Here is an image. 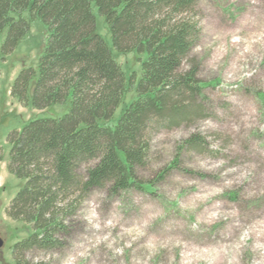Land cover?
Here are the masks:
<instances>
[{
    "label": "rangeland",
    "instance_id": "1",
    "mask_svg": "<svg viewBox=\"0 0 264 264\" xmlns=\"http://www.w3.org/2000/svg\"><path fill=\"white\" fill-rule=\"evenodd\" d=\"M93 10L97 32L111 46L103 17ZM196 20L199 38L183 67H198L211 114L150 137L145 164L135 170L141 183L154 184L152 189L92 191L69 220L64 245L29 251L28 260L264 264V0H199ZM46 39L45 26L35 21L24 42L0 65V264H15L13 246L32 232L30 225L6 213L24 184L7 170L8 137L30 120L59 117L69 109L65 104L37 110L10 95L19 71L36 67ZM116 57L127 74L139 69L136 54ZM127 104L119 106L114 120ZM193 134L204 138L207 150H181L179 164L168 169ZM91 164H84L82 172Z\"/></svg>",
    "mask_w": 264,
    "mask_h": 264
},
{
    "label": "trees",
    "instance_id": "2",
    "mask_svg": "<svg viewBox=\"0 0 264 264\" xmlns=\"http://www.w3.org/2000/svg\"><path fill=\"white\" fill-rule=\"evenodd\" d=\"M198 1L0 0V65L35 21L47 30L36 67L19 71L10 95L37 110L69 104L63 115L30 120L8 137L7 170L24 184L6 213L32 230L13 246L15 264H44L28 260L27 252L60 249L69 220L92 191L152 189L135 170L145 164L150 137L211 114L198 67H183L200 34ZM94 7L111 46L97 32ZM133 53L139 69L127 74L116 55ZM123 102L127 107L114 120ZM180 148L168 169L179 164L181 150L207 145L193 134Z\"/></svg>",
    "mask_w": 264,
    "mask_h": 264
},
{
    "label": "water",
    "instance_id": "3",
    "mask_svg": "<svg viewBox=\"0 0 264 264\" xmlns=\"http://www.w3.org/2000/svg\"><path fill=\"white\" fill-rule=\"evenodd\" d=\"M3 245V241L0 239V247H2Z\"/></svg>",
    "mask_w": 264,
    "mask_h": 264
}]
</instances>
